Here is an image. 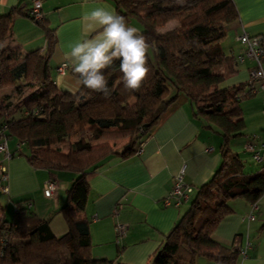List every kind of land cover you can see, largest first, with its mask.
Returning a JSON list of instances; mask_svg holds the SVG:
<instances>
[{"label": "trees", "instance_id": "16d2710c", "mask_svg": "<svg viewBox=\"0 0 264 264\" xmlns=\"http://www.w3.org/2000/svg\"><path fill=\"white\" fill-rule=\"evenodd\" d=\"M111 1L118 14L140 26L139 33L151 45L150 71L138 90L124 87L119 60L105 70L107 95L84 87L72 68L79 89H60L49 64L55 28L43 17L36 22L44 32L45 50L0 49V89L12 86V93L20 96L14 100L11 94L0 95V138L14 137L22 143L17 153L33 167L75 173L60 208L66 232L55 236L48 219L36 215L26 204L28 199L19 200L11 221L0 216V264H121L91 257L89 221L81 216L89 191L86 176L108 154L132 153L178 93L189 98L193 115L203 126L219 130L222 168L197 187L149 264H198V256L236 264L238 246L216 241L212 231L231 213L228 199L243 197L256 203L264 194V170L244 173L240 158L228 147L230 138L244 129L239 102L249 93L247 81L221 85L237 71L233 56L225 55L220 44L225 26L238 19L236 6L233 0ZM28 11L17 5L0 15V42L10 34L12 17L29 15ZM170 19L176 20L175 26L160 31ZM26 87L29 90L22 94ZM32 107L39 113L26 115ZM117 137L127 141L118 146L99 143Z\"/></svg>", "mask_w": 264, "mask_h": 264}, {"label": "crops", "instance_id": "0c3cea01", "mask_svg": "<svg viewBox=\"0 0 264 264\" xmlns=\"http://www.w3.org/2000/svg\"><path fill=\"white\" fill-rule=\"evenodd\" d=\"M32 1L0 0V15L10 13L17 5L29 10ZM233 2L238 19L225 26V38L220 40V44L224 41L228 52L221 45L222 50L225 55L233 56L237 71L228 76L222 86L247 81L248 71L253 64L247 57L237 60L244 50L237 35L245 31L264 37V0ZM105 5L116 12L111 0H41L43 18L48 21V26L55 28V44L49 64L54 68L52 78L57 86L67 79L70 86L76 85L65 54L70 51L71 45L85 38L81 19L84 13ZM126 21L129 26L140 29L136 22ZM17 46L23 51L45 50L44 32L36 20L27 14L12 17L10 34L0 42V49ZM62 62L69 65L63 77L56 72V67ZM12 91V86L2 88L0 95L11 94L13 99L17 98L18 94ZM174 92L172 89L169 94ZM239 107L244 129L241 135L228 141L229 153L238 155L244 173L262 171L264 166L255 162L243 145L253 138L252 141L264 155L261 145L264 143V91L257 90L246 95L240 100ZM193 108L189 98L178 93L149 132L135 144L132 153L108 154L87 174L89 191L81 216L89 221L92 258H106L121 264H149L166 234L188 208L183 205L189 206L197 187L221 170L222 136L215 126H203L194 117ZM15 142L9 144L6 139L7 150L11 154L9 159L0 153L8 188V192H0L5 197L4 201L0 199V216L11 221L16 202L28 199L26 204L36 215L48 219L49 228L55 236L64 234L67 227L60 208L66 203V190L75 173L70 170L52 172L31 166L23 155L17 153L22 143ZM181 168L184 181L193 190L187 201L177 206L165 205L164 198L173 187L174 176ZM51 175H54L58 186L52 196L46 197L42 186ZM227 203L232 211L218 222L212 237L223 244L234 243L245 250L244 254L239 253L236 264H264V194L255 207L243 197L230 198ZM118 223L126 225L121 238L116 237L115 226ZM205 260L220 264L210 258Z\"/></svg>", "mask_w": 264, "mask_h": 264}, {"label": "clouds", "instance_id": "9594fccd", "mask_svg": "<svg viewBox=\"0 0 264 264\" xmlns=\"http://www.w3.org/2000/svg\"><path fill=\"white\" fill-rule=\"evenodd\" d=\"M81 19L85 38L71 45L65 54L81 84L95 92L109 94L105 70L119 60L124 87L138 90L150 71L147 54L151 45L147 38L106 5L86 11ZM261 67L264 69V64Z\"/></svg>", "mask_w": 264, "mask_h": 264}, {"label": "built area", "instance_id": "2783aa9c", "mask_svg": "<svg viewBox=\"0 0 264 264\" xmlns=\"http://www.w3.org/2000/svg\"><path fill=\"white\" fill-rule=\"evenodd\" d=\"M29 15L34 19L38 20L43 17V12L41 8V0H33L32 4L29 8ZM237 40L244 46L243 53L239 56H237V60L241 61L243 57H247L252 60L253 64L250 67L248 71V84L246 86L247 89H249V93L246 95H250L253 92L257 90L264 91V69H262L261 65L264 64V37L261 35H250L246 33L245 31H242L240 34L237 35ZM259 61V62H258ZM65 65H68L66 62L60 63L56 67V72L60 76H64L67 67ZM257 82V86H255V83ZM26 115H37L39 113V108L32 107L24 112ZM5 126H2V129H4ZM6 136H2L0 138V153L3 154V156L7 159L11 157V154L7 150L6 146ZM250 140H247L244 143V150L248 152L252 159L262 164L264 166V155L260 152V147L258 148L254 142L252 141L253 138H249ZM262 147H264V143L261 144ZM260 145V146H261ZM7 179V175L5 172V167L0 162V192L6 193L8 192V188L5 185V181ZM58 184L54 177V175H51L42 186L43 194L46 197H50L54 194ZM193 187L186 183L183 178V168H181L178 173L174 176V184L171 190L168 192L166 197L164 198V204L165 205H179L183 201H187L189 199V195L192 192ZM253 207H255V203H252ZM126 231V225L125 224H116L115 226V232L116 237L121 238ZM240 253L244 254L245 250L240 249Z\"/></svg>", "mask_w": 264, "mask_h": 264}, {"label": "rangeland", "instance_id": "374dc122", "mask_svg": "<svg viewBox=\"0 0 264 264\" xmlns=\"http://www.w3.org/2000/svg\"><path fill=\"white\" fill-rule=\"evenodd\" d=\"M134 22V21H133ZM175 24H176V20L175 19H170L166 24H165V26H164V28H162V29H160V31H164V30H168V29H171V28H173L174 26H175ZM139 28H140V26H139ZM140 30H141V28L138 30V32H140ZM228 37V36H227ZM226 37V38H227ZM224 38H225V36H224ZM228 39H229V37H228ZM221 45H222V47L228 52V50L226 49V47H225V44H224V41H223V43H221ZM52 68V67H51ZM54 69V68H53ZM53 69H51V71H53ZM220 70L222 69V68H219ZM52 74H54L55 75V73L54 72H52ZM67 78H69L70 79V76L69 75H67ZM32 80H34V79H32ZM70 80H72V78L70 79ZM73 80H76V85L75 86H70L68 83H67V81H68V79H67V81H65V83L63 82L62 84H60L61 86H58L60 89H66V90H69V91H72V92H75V91H77L78 89H79V85H80V82L75 78V79H73ZM35 82H36V80H34ZM225 84V81L222 83V85H224ZM4 88H6V87H4ZM2 89V88H1ZM25 90V92H23L22 94H25L26 93V91L27 90H29V88H25L24 89ZM18 94V93H17ZM20 96L18 95L17 96V98H19ZM17 98H14V100H16ZM76 136V134L74 133L71 137H70V139L72 140L74 137ZM7 140H8V142H9V144H13V143H16L15 141H16V139L15 138H7ZM127 141V138H124V137H117V138H111L110 140H101L99 143H105V142H107V143H109V144H111V143H113L114 145H122L124 142H126ZM66 145L67 144H63L61 147H62V149L65 151L66 150ZM250 174V173H249ZM1 196V198L0 199H3V201H4V198L5 197H3V195H0ZM188 207V206H186L185 204L183 205V207ZM184 207V208H185ZM186 211V210H185ZM7 215H8V213H7ZM205 259H207V258H205V257H203V256H198V257H196V262L198 263V264H214V262H211V261H207V260H205Z\"/></svg>", "mask_w": 264, "mask_h": 264}]
</instances>
